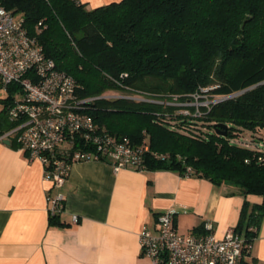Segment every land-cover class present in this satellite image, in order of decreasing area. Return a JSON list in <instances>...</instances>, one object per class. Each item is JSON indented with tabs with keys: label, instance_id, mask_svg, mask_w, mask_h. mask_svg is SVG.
Returning <instances> with one entry per match:
<instances>
[{
	"label": "trees",
	"instance_id": "16d2710c",
	"mask_svg": "<svg viewBox=\"0 0 264 264\" xmlns=\"http://www.w3.org/2000/svg\"><path fill=\"white\" fill-rule=\"evenodd\" d=\"M2 2L75 79L79 97L92 98L84 111L99 128L148 145L145 168L184 175L189 166L191 175L264 196V0H119L90 9L79 0ZM18 87L9 84L2 99L0 134L14 125L7 108ZM194 95L209 104L183 106ZM262 215L264 203L249 211L245 203L234 230L251 241Z\"/></svg>",
	"mask_w": 264,
	"mask_h": 264
},
{
	"label": "crops",
	"instance_id": "0c3cea01",
	"mask_svg": "<svg viewBox=\"0 0 264 264\" xmlns=\"http://www.w3.org/2000/svg\"><path fill=\"white\" fill-rule=\"evenodd\" d=\"M79 1L90 9L119 0ZM7 96L3 88L0 111ZM58 193L63 209L52 223L47 197ZM245 203L249 211L264 196L175 169L115 171L109 159L76 161L53 187L43 179L42 163L17 149L13 135L0 140V264H150L139 234L144 226L157 232L158 213L172 211L178 232H198L208 222L223 236L237 227ZM244 257L264 264V215Z\"/></svg>",
	"mask_w": 264,
	"mask_h": 264
},
{
	"label": "built area",
	"instance_id": "2783aa9c",
	"mask_svg": "<svg viewBox=\"0 0 264 264\" xmlns=\"http://www.w3.org/2000/svg\"><path fill=\"white\" fill-rule=\"evenodd\" d=\"M11 83L19 86L7 108L8 119L14 125L0 134V140L13 135L17 149L25 151L30 160L42 163L43 179L53 187L64 183L76 161L109 159L115 171L126 166L145 168L143 154L148 145H134L127 136L99 128L84 111L92 98L79 97L75 79L56 67L27 32L23 17L0 0V85L7 89ZM194 97L183 106L194 105L198 112L199 106L210 102ZM80 140L89 147L74 148ZM260 151L257 157L264 160V142ZM191 174L192 169L187 166L182 176ZM47 199L50 214L62 211L61 193ZM156 219V233L144 226L139 234L141 253L150 259V264H238L251 249V241L234 229L218 236L206 222L198 232L181 233L175 227L172 211H162Z\"/></svg>",
	"mask_w": 264,
	"mask_h": 264
},
{
	"label": "water",
	"instance_id": "95a60500",
	"mask_svg": "<svg viewBox=\"0 0 264 264\" xmlns=\"http://www.w3.org/2000/svg\"><path fill=\"white\" fill-rule=\"evenodd\" d=\"M217 132L219 133V134H226V132H227V124H225V123H218L217 124Z\"/></svg>",
	"mask_w": 264,
	"mask_h": 264
},
{
	"label": "rangeland",
	"instance_id": "374dc122",
	"mask_svg": "<svg viewBox=\"0 0 264 264\" xmlns=\"http://www.w3.org/2000/svg\"><path fill=\"white\" fill-rule=\"evenodd\" d=\"M1 86V85H0ZM2 87H0V93L2 92ZM0 108H1V103H0ZM251 134V133H250ZM250 134L248 135V133H247V135H245V134H243L242 136V140L244 141V139H246L247 140V144H249V145H253V143L252 142H249V140L250 139H252L253 138V136L252 137H250ZM255 136H257V135H255ZM246 137V138H245ZM256 141V140H255Z\"/></svg>",
	"mask_w": 264,
	"mask_h": 264
}]
</instances>
